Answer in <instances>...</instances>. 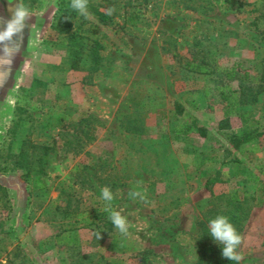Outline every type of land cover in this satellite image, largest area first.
Returning a JSON list of instances; mask_svg holds the SVG:
<instances>
[{
  "label": "rangeland",
  "instance_id": "rangeland-1",
  "mask_svg": "<svg viewBox=\"0 0 264 264\" xmlns=\"http://www.w3.org/2000/svg\"><path fill=\"white\" fill-rule=\"evenodd\" d=\"M21 1L31 15L40 7L30 18L41 33L6 81L0 73V264H197L201 214L233 188L251 198L239 264H264V191L247 181L264 164V12H253L261 0H88L108 25L71 0L62 11V0ZM194 44L262 87L240 108L259 134L240 152L216 136L224 108L207 77L173 59L190 58ZM192 119L208 140L175 138L172 128ZM227 124L237 135L246 128L235 116ZM105 187L128 235L103 225L109 218L86 226L92 209L106 208Z\"/></svg>",
  "mask_w": 264,
  "mask_h": 264
},
{
  "label": "trees",
  "instance_id": "trees-1",
  "mask_svg": "<svg viewBox=\"0 0 264 264\" xmlns=\"http://www.w3.org/2000/svg\"><path fill=\"white\" fill-rule=\"evenodd\" d=\"M65 3H60L59 11H62ZM88 12L102 25L110 24V16L102 12L98 6L88 2ZM253 12H264V0H261V5L255 8ZM193 54L190 58L182 60L176 54H173V59L176 64L188 73L203 75L207 77V80L214 87L215 97H217L224 108L223 118L220 120L217 129L216 136L223 139L229 153L240 152L243 146L254 140L258 133L255 129L247 128V124L252 120L251 113L249 111L241 110L240 108L247 104L256 103L259 100L261 93V85L252 87L249 81V73L243 70L241 65L233 63L231 65L219 66L214 62L207 60L205 56H201L203 50L202 44H194L192 46ZM100 50L102 45L98 39H94L91 44L92 54V67H97L100 64ZM78 63L71 62V68H77ZM261 81L264 80L263 74L257 78ZM237 82V87L233 88L231 84ZM259 88V89H257ZM175 113L181 115L183 110L180 105H175ZM235 116L243 127H246L241 135H237L229 132L228 120L230 117ZM172 133L175 138L179 136H189L195 134L203 140L209 139V131L205 127L198 126L196 121L192 119L190 122H184L178 128H172ZM218 139V138H217ZM215 142H220L216 140ZM253 152V151H252ZM256 185L257 192L264 191V164L256 168V172L250 174V178L247 180ZM251 200L242 192L233 188L226 194L213 197L211 207L201 214L198 222L199 233L196 237L197 250L199 253V259L197 264H239L237 261H230L222 256V246L216 243L208 231V224L211 219L219 215L226 216L233 224L236 231L240 233L243 220L247 216L246 206ZM110 212L103 209H92L88 213L87 217H91V220L87 222L86 226H92L96 222H101L109 218ZM77 222L84 223L86 217L83 218V213L78 214ZM103 225L112 226V222H106ZM60 242H64L60 240Z\"/></svg>",
  "mask_w": 264,
  "mask_h": 264
},
{
  "label": "clouds",
  "instance_id": "clouds-1",
  "mask_svg": "<svg viewBox=\"0 0 264 264\" xmlns=\"http://www.w3.org/2000/svg\"><path fill=\"white\" fill-rule=\"evenodd\" d=\"M8 3L10 18H0V73L5 74L2 81H6L11 73L12 61L23 44L24 32L30 18L29 10L20 2L16 4L14 0H8ZM70 7L81 16L88 17V0H71ZM111 11L110 8L109 14ZM101 192L102 198L106 201L105 210L110 212L109 219L121 234L128 235L129 224L126 217L118 211L111 210L113 195L110 189L105 187ZM131 195L135 197L139 194L134 192ZM208 231L213 240L222 246L224 258L237 262L242 259V256L237 252L242 243V237L226 216L219 215L211 219L208 224ZM98 238H100L99 235Z\"/></svg>",
  "mask_w": 264,
  "mask_h": 264
},
{
  "label": "crops",
  "instance_id": "crops-1",
  "mask_svg": "<svg viewBox=\"0 0 264 264\" xmlns=\"http://www.w3.org/2000/svg\"><path fill=\"white\" fill-rule=\"evenodd\" d=\"M19 2L22 3L21 0H18L15 3L18 4ZM32 15L35 16L34 19H36L38 16L40 17L42 15V11L40 10V7H38L36 13H34ZM32 15L30 13V16L31 17H32ZM10 16H11V14L8 13V11L6 10L5 6L2 5L1 2H0V18L8 19V18H10ZM39 25L41 26V24H39ZM38 31H39V33H41V29H39V28L36 27V25L34 24L32 18H29L28 21H27V27H26L25 32H24L23 44L20 46L19 53L14 57V59L12 61V64H13V67L12 68L13 69H14V65H16V64H18L19 62L22 61L25 52L28 51V49H29V47L31 45V42L36 37L35 34ZM39 45H41V42H40ZM33 53L34 52H32V54ZM39 55H40V57H43V58L47 59L46 53H45V55H42L41 53H39Z\"/></svg>",
  "mask_w": 264,
  "mask_h": 264
}]
</instances>
